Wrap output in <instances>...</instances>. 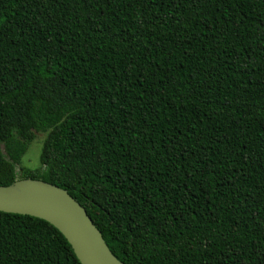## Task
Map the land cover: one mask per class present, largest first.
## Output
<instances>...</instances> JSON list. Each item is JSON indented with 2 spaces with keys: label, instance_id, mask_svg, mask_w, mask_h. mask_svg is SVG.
Returning <instances> with one entry per match:
<instances>
[{
  "label": "trees",
  "instance_id": "trees-1",
  "mask_svg": "<svg viewBox=\"0 0 264 264\" xmlns=\"http://www.w3.org/2000/svg\"><path fill=\"white\" fill-rule=\"evenodd\" d=\"M21 179L124 264H264V0H0V186ZM0 264L80 263L0 212Z\"/></svg>",
  "mask_w": 264,
  "mask_h": 264
},
{
  "label": "water",
  "instance_id": "water-1",
  "mask_svg": "<svg viewBox=\"0 0 264 264\" xmlns=\"http://www.w3.org/2000/svg\"><path fill=\"white\" fill-rule=\"evenodd\" d=\"M0 212L49 223L65 238L80 264H124L109 250L85 209L57 186L33 179L0 186Z\"/></svg>",
  "mask_w": 264,
  "mask_h": 264
},
{
  "label": "rangeland",
  "instance_id": "rangeland-1",
  "mask_svg": "<svg viewBox=\"0 0 264 264\" xmlns=\"http://www.w3.org/2000/svg\"><path fill=\"white\" fill-rule=\"evenodd\" d=\"M45 137L46 134L44 133H35L34 140L29 144L27 151L15 166L17 179L22 177L23 170H34L39 168V157Z\"/></svg>",
  "mask_w": 264,
  "mask_h": 264
}]
</instances>
